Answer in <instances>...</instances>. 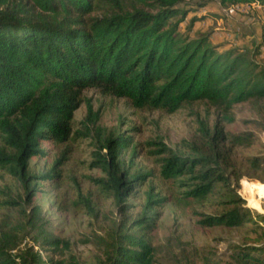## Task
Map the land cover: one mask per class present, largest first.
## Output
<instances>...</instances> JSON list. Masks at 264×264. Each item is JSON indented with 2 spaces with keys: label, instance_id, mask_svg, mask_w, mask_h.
<instances>
[{
  "label": "trees",
  "instance_id": "16d2710c",
  "mask_svg": "<svg viewBox=\"0 0 264 264\" xmlns=\"http://www.w3.org/2000/svg\"><path fill=\"white\" fill-rule=\"evenodd\" d=\"M211 2L264 8V0H0V170L22 185L28 200L6 202L9 212L19 208L15 219L4 216L0 222V264H80L71 255L72 244L50 234L40 208L28 204L38 188L34 180L59 179L64 162L55 161L48 173L35 177L30 160L44 156L42 143L64 144L80 134L73 129L74 113L86 89L125 99L139 111L166 115L199 102L230 108L264 100V65L240 49L211 43L206 35L190 40L181 32L187 16ZM202 19L193 16L187 30ZM218 123L213 134L207 125L201 127L212 148L224 138ZM255 125L264 131V120ZM97 136L90 167L101 176L89 181L112 200L115 216L100 215L91 193L78 191L75 200L86 216L106 224L98 237L103 256L95 264H155L159 247L151 233L157 229L158 210L169 199L155 193L151 183L140 210L132 213L130 199L155 173L138 164L131 136H103L101 130ZM246 136L233 140L249 145L251 135ZM151 145L156 146L151 154L162 156L154 161L162 179L181 197L201 201L211 211L193 213L201 218L198 225H249L251 245L238 247L234 258L260 264L251 251H263L254 244L262 242L257 233L264 232V214L246 207L231 187L227 161L198 150L181 154L163 143ZM246 164L264 172V153L248 157ZM48 252L51 256L43 255Z\"/></svg>",
  "mask_w": 264,
  "mask_h": 264
},
{
  "label": "rangeland",
  "instance_id": "374dc122",
  "mask_svg": "<svg viewBox=\"0 0 264 264\" xmlns=\"http://www.w3.org/2000/svg\"><path fill=\"white\" fill-rule=\"evenodd\" d=\"M231 7L211 2L196 15H188L180 30L190 40L206 35L213 44L240 49L264 65V15L258 9H251L249 15L253 20L241 22L239 17L229 15ZM193 16L203 19L187 30ZM82 99L80 108L74 113L73 126L74 132L80 134L64 144L42 143L44 156L30 160V173L35 177L48 173L55 161H64L59 166L62 171L59 179L34 180L38 188L28 204L30 208H40L47 231L54 237L69 241L72 244L71 255L80 264H95L97 258L103 256V245L98 237L103 234L102 229L106 224L86 216L75 200L78 191L84 196L91 193L100 215L109 218L115 216L112 200L100 194L89 181L101 176L99 170L90 167V162L93 160L98 130L103 136L120 133L132 137L134 145L138 146V164L145 171H154L156 176L130 199L135 205L132 213L140 210L143 194L151 183L155 193L169 199L158 210L157 229L151 233L153 245L159 247L155 264H203L204 259H208L210 264H244L236 261L234 254L238 247L251 245L248 241L252 236L250 226L246 224L233 229L200 227L198 220L201 218L193 213L211 211L204 209L201 201L181 197L179 190L162 179L159 166L154 162L162 156L151 154L156 151V146L151 144L163 143L181 154L198 150L202 154H212L213 158L218 155L220 161H227L229 166L224 170L231 176V187L245 200L246 207L264 214V172L254 171L246 164L248 157L264 153V131L255 125V121L264 120V100H250L230 108H216L199 102L166 115L158 111H139L127 100L104 96L94 88L86 89ZM228 118L232 121H226ZM92 120H95L94 124ZM216 121L219 122L217 130L223 132L224 138L212 148L201 127L207 125L213 134ZM85 124L88 130H85ZM246 134L251 135L249 145L238 140L234 142L233 138L247 137ZM232 174L238 179L232 178ZM10 200L28 203L22 185L0 170V222L4 216L17 217L19 206L9 212L6 202ZM261 236L262 242L254 246H263V251L251 253L260 259V264H264V232L259 230L257 237ZM29 238L21 247L29 242ZM43 255L49 257L51 253Z\"/></svg>",
  "mask_w": 264,
  "mask_h": 264
},
{
  "label": "built area",
  "instance_id": "2783aa9c",
  "mask_svg": "<svg viewBox=\"0 0 264 264\" xmlns=\"http://www.w3.org/2000/svg\"><path fill=\"white\" fill-rule=\"evenodd\" d=\"M251 9H262L260 5L257 3H251L248 5H237V6H232L229 8V15L231 16H240L241 21H245L250 18V12ZM250 20V19H249Z\"/></svg>",
  "mask_w": 264,
  "mask_h": 264
},
{
  "label": "crops",
  "instance_id": "0c3cea01",
  "mask_svg": "<svg viewBox=\"0 0 264 264\" xmlns=\"http://www.w3.org/2000/svg\"><path fill=\"white\" fill-rule=\"evenodd\" d=\"M262 8V7H261ZM259 10V9H258ZM263 15H264V8H262V9H260L259 10ZM237 17H239L240 18V16H237ZM250 20H253L252 18H249ZM249 19H247V20H249ZM247 20H245V21H247ZM241 22H244V21H241Z\"/></svg>",
  "mask_w": 264,
  "mask_h": 264
}]
</instances>
